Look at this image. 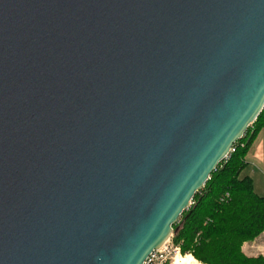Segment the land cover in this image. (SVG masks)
<instances>
[{"label":"water","instance_id":"obj_1","mask_svg":"<svg viewBox=\"0 0 264 264\" xmlns=\"http://www.w3.org/2000/svg\"><path fill=\"white\" fill-rule=\"evenodd\" d=\"M264 107V0H0V264H144Z\"/></svg>","mask_w":264,"mask_h":264},{"label":"trees","instance_id":"obj_2","mask_svg":"<svg viewBox=\"0 0 264 264\" xmlns=\"http://www.w3.org/2000/svg\"><path fill=\"white\" fill-rule=\"evenodd\" d=\"M263 127L264 107L172 225L170 239L182 256L202 264H264L262 254L241 249L264 233V197L254 192L249 177H240L246 152Z\"/></svg>","mask_w":264,"mask_h":264},{"label":"crops","instance_id":"obj_3","mask_svg":"<svg viewBox=\"0 0 264 264\" xmlns=\"http://www.w3.org/2000/svg\"><path fill=\"white\" fill-rule=\"evenodd\" d=\"M246 165L240 172V177H249L252 182L254 192L264 197V127L258 132L251 145L249 146L246 156ZM264 233L252 242L243 243L241 249L247 254L262 251L264 256Z\"/></svg>","mask_w":264,"mask_h":264},{"label":"rangeland","instance_id":"obj_4","mask_svg":"<svg viewBox=\"0 0 264 264\" xmlns=\"http://www.w3.org/2000/svg\"><path fill=\"white\" fill-rule=\"evenodd\" d=\"M261 250H264V249L262 248ZM262 253L263 252L259 250V252H256V254L251 253V255H257V254H262ZM180 255L182 254H180L179 251L177 252L175 250V246L172 244L171 239L169 238L164 248L160 252L157 253L156 257L149 264H172L174 258Z\"/></svg>","mask_w":264,"mask_h":264},{"label":"bare ground","instance_id":"obj_5","mask_svg":"<svg viewBox=\"0 0 264 264\" xmlns=\"http://www.w3.org/2000/svg\"><path fill=\"white\" fill-rule=\"evenodd\" d=\"M232 148V147H231ZM230 148V150H231ZM229 150V152H230ZM196 262V263H195ZM172 264H201L198 263L191 255H185V256H176L172 262Z\"/></svg>","mask_w":264,"mask_h":264},{"label":"built area","instance_id":"obj_6","mask_svg":"<svg viewBox=\"0 0 264 264\" xmlns=\"http://www.w3.org/2000/svg\"><path fill=\"white\" fill-rule=\"evenodd\" d=\"M241 145H242V144H241ZM234 150H235V148H234V145H233L232 148H231V150H230V152H229V155H230V153L233 152ZM227 157H228V156H227ZM227 196H228V194L225 193V195H224L222 198H220V200H223V199L226 198ZM167 242H168V241H167ZM167 242H166V243H167ZM166 243H165V244H166ZM165 244H164L159 250L153 251V252L147 257V259L145 260L144 264H149L150 262H152V260L156 257L157 253L160 252V251L164 248ZM175 250L178 252V251H179L178 247H175Z\"/></svg>","mask_w":264,"mask_h":264}]
</instances>
